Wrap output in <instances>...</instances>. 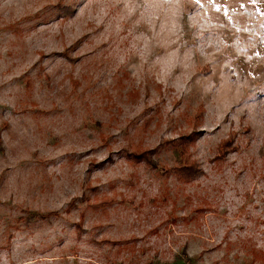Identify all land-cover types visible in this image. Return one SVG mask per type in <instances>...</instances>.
I'll return each instance as SVG.
<instances>
[{"label": "rangeland", "instance_id": "obj_1", "mask_svg": "<svg viewBox=\"0 0 264 264\" xmlns=\"http://www.w3.org/2000/svg\"><path fill=\"white\" fill-rule=\"evenodd\" d=\"M0 264H264V0H0Z\"/></svg>", "mask_w": 264, "mask_h": 264}, {"label": "trees", "instance_id": "obj_2", "mask_svg": "<svg viewBox=\"0 0 264 264\" xmlns=\"http://www.w3.org/2000/svg\"><path fill=\"white\" fill-rule=\"evenodd\" d=\"M232 147H233V141L232 139H229L225 142H223V144L221 145V147L219 148V151L215 157V160L221 164L225 161L226 159V156L232 151ZM185 149H187L185 147ZM185 149H183L182 151V154L181 156H185L186 153L184 152ZM187 151V150H186ZM136 155V160L139 161V163H146L148 165H154V162L153 160L149 157V155H147L146 153H140V154H135ZM198 171H200V168L198 167V164L196 163H193L192 165H186L185 167L183 168H180L178 170H176V174H177V177L180 179V180H183V181H188L190 178L192 177H196L198 175ZM106 199L104 200H99L100 202L94 204L92 206V210L94 211H97V210H100L103 211V209L109 205L111 202L109 203H106L105 201ZM79 228V227H78Z\"/></svg>", "mask_w": 264, "mask_h": 264}]
</instances>
